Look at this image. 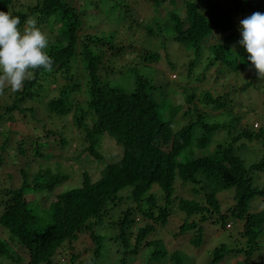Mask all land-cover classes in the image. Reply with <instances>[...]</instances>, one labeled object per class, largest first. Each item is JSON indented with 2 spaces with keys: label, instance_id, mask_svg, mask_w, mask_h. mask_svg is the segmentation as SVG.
<instances>
[{
  "label": "trees",
  "instance_id": "trees-1",
  "mask_svg": "<svg viewBox=\"0 0 264 264\" xmlns=\"http://www.w3.org/2000/svg\"><path fill=\"white\" fill-rule=\"evenodd\" d=\"M21 1L0 0V11L19 17L21 30L31 16L48 35L53 67L34 70L17 92H0V162L8 148L25 159L7 173L17 181L0 188V264H100L111 255L115 264H185L184 251L175 247L171 252L167 240L154 235L173 216L180 217L174 240L193 230L189 243L194 247L202 242L204 223L220 222L225 228L230 217L238 219L239 242L234 248L220 243L209 262L231 254L242 256L235 264H264L250 262L261 249L264 209L249 207L256 199L264 201V183L257 179L256 185L253 175L264 172V156L246 165L237 154L255 144L260 152L264 128L242 124L243 112L217 121L233 112L232 98L189 86L241 75L239 93L255 83L264 87V77L239 43L240 21L264 13V0H24L26 9L18 6ZM105 22L117 25L111 29L115 32L105 30ZM127 30L147 34L160 48L152 51L144 43L139 49L132 37L124 43L118 35ZM174 44L185 58L183 81L149 78L146 72H157L158 62L168 73L176 71L170 55ZM177 94L182 105L174 104ZM39 97L47 102L40 105ZM68 118L86 144L71 158L70 170H28L32 159L45 155L40 149L45 142L27 147L30 136L23 131H41L33 135L35 143L52 135L54 145L66 146L59 130L44 125L62 126ZM222 127L230 128L227 141L205 151L212 133ZM104 138L118 152L105 154ZM104 155L111 160L103 167ZM85 163L88 169L100 166L99 176L92 178ZM75 165L81 173L72 184L76 187L59 190L74 181ZM177 177L191 195L201 196L176 195ZM154 185L159 189L152 193ZM226 190L232 194L220 199ZM57 253L59 262L53 263Z\"/></svg>",
  "mask_w": 264,
  "mask_h": 264
},
{
  "label": "rangeland",
  "instance_id": "rangeland-1",
  "mask_svg": "<svg viewBox=\"0 0 264 264\" xmlns=\"http://www.w3.org/2000/svg\"><path fill=\"white\" fill-rule=\"evenodd\" d=\"M102 3H105V0H101ZM75 2H80V0H75ZM29 3V2H28ZM27 2H24V0H22L21 2H19L18 6L22 9H26ZM31 17V16H30ZM28 17V19L26 20V25L23 29L29 27V21H31V18ZM105 24V30H111L115 27H117V25L113 26L109 23ZM87 25H91L89 23H87ZM125 27V26H124ZM45 29V28H43ZM126 30V29H125ZM115 32V30H111L110 32ZM128 31V30H127ZM129 32V31H128ZM115 34V33H114ZM129 32L128 34H126L124 31L121 32V34L118 35V37L125 43V42H129L130 38L132 37V40L137 43L136 46L140 48H142V45L144 46V43L149 46L148 49L150 50H157L160 48L159 45V41L158 40H154L152 39V37H147V34H142L141 32H139L140 36H135V34H131ZM126 36V37H123ZM160 52H162V50L160 49ZM171 54H174V59H175V67H176V73L172 72V73H168L167 71V66L164 64L162 65L161 62H158V69L157 72L156 71H147L146 75L149 76V78H153L156 79V81L161 82V78L165 77L166 80H177V82H182L184 79L183 76V67H181L183 65V62L185 61V58L183 59L180 55L179 52L180 48L179 46H177L176 44L173 45V49H171ZM206 52H204V56H205ZM129 58V57H127ZM161 71L164 73L161 75ZM154 73H156L157 75H155ZM166 75V76H165ZM238 78L242 77L241 75L237 76ZM237 77L234 75L229 76L227 79L225 76L221 75L217 81L215 82L212 79H209L204 81V82H193L191 83V85H189L190 87H195L196 88V92L200 91L202 88H211V89H215V90H219V92L221 93H228V95L232 98L231 102H230V107L229 110L232 109L233 107V112L231 110V112L229 114H225L223 115L226 118L220 119L218 118L217 121H225L228 120V118H233L234 114L236 112H243L242 115H247L246 119L241 120V123L244 124L245 126H251L253 123L254 125H257L258 127L260 126L261 128H264V87L259 86L260 84L255 83L253 84V87H249L247 88L248 90L243 91L241 90L239 93V89H241L240 87L242 86V81H238L236 82ZM168 78V79H167ZM124 83V81H123ZM122 83V84H123ZM217 83L220 86H217ZM259 86V87H258ZM257 87V88H256ZM263 88V92L259 91V88ZM243 89V88H242ZM230 90H232L230 92ZM35 92V91H34ZM42 92V91H40ZM43 93V92H42ZM242 94V95H240ZM237 95V96H236ZM215 96V94H214ZM234 96H236L237 98H235V100H233ZM183 96H181L180 94H177L174 98V95L172 97V99H175L176 101H174V104H181L182 105V100ZM37 102H39V104H43L45 102H47V99H42L41 97L39 98H35ZM249 109V110H248ZM247 110V111H246ZM250 110H252V112L250 113ZM245 111V112H244ZM42 115V113L40 114ZM46 118V117H45ZM57 122L62 121V119L58 118L56 119ZM184 121V120H182ZM182 121L179 122V124H177L175 126V128H177L180 124H182ZM67 122V125H66ZM64 125L61 126V124H57V125H52L49 122L46 123V125H44L46 128L48 129H52V130H59V134H61L62 137H65L67 140V144L66 146L64 145H54L55 143V139L52 135H50V138H41V141H38L37 143H35L34 141L36 140V137L33 136L34 134H42L41 131L39 130H35L33 129L31 130H20L23 128H17L19 131H23L25 133H27L30 137H28L27 139V147H31V148H37V146L40 143H43V146L41 149L42 152H44V156L41 157H37L34 160L32 159V161L27 165V169L28 170H33V171H38L40 169L43 170H50L51 172H63L66 170H70V165L72 163L71 158L74 157V155L78 152V150L81 151V148H83L84 146H86L85 143L81 142L79 137H80V133L76 134V130L73 129L72 125V119L68 118L67 121H65V123H63ZM259 124V125H258ZM227 125L230 126V124ZM255 127V126H254ZM228 130H230L229 127H222L219 130H215L212 133L211 136V142L209 144V146L205 149V151L211 150L210 148H212V146L216 145L217 143H224V141H227L228 139ZM76 134V136H75ZM57 137V136H56ZM77 137V138H76ZM13 138V137H12ZM11 138V139H12ZM58 139V137H57ZM17 140V139H16ZM13 142H15L14 138L12 140ZM54 143V144H53ZM102 148H106L108 151H104L105 154L107 155H111L112 153L118 152V149H116L117 147H115V143L112 142L111 140H109L108 138H104V141L101 143ZM40 146V145H39ZM9 151H5L4 152V157L2 159V161L0 162V188L3 187H7L9 185H11V183H15L17 181V177L14 178V176L12 177H7V173H12V170H15V168L20 164H25V159H23L22 155H16L13 151V149L8 148ZM243 152L244 156L240 155L239 153ZM237 154L240 156V158H242L245 162L246 165H248V163L258 159L259 157L264 156V147L261 149V151L259 152V145L255 144L252 147L249 148H244L242 150H239L237 152ZM111 159L107 156L104 155V160L101 163L104 167L105 163L107 161H110ZM105 162V163H104ZM87 164V163H85ZM69 166V167H68ZM90 166V164H87V169ZM98 166V165H97ZM11 167V168H10ZM81 167L83 168L82 164ZM74 169L76 170L75 172L78 171V167L75 165ZM101 170V167L98 166L97 169H95V167L88 169L87 172L90 173V175L92 176V178H96L99 176V173L97 171ZM81 173L77 172L76 174H74L75 176H73L74 181L71 182H67V183H62L59 186V190L61 191H65L67 189L76 187L72 186V184H75L76 181H78L77 176H79ZM259 174V176H258ZM254 183L256 184V180L258 179L261 183H264V172L262 173H254ZM258 176V178H256ZM180 180L178 179V177L175 179V184H174V188L175 191L177 190L176 195L181 196V197H200L201 195H199L198 193L193 192V194L191 195V192L189 190V187L187 186H182L180 183ZM189 185V184H188ZM257 185V184H256ZM153 190L151 191L152 193H154V191L156 189H159L158 186L154 185ZM227 193H231L232 194V190H226L223 191L221 193H219L218 197L221 199L224 197V195H227ZM192 198V199H194ZM250 210L251 211H258L261 209H264V201L263 199H256L252 202H250L249 204ZM50 212V210H49ZM49 212L47 211L45 213V216L47 214H49ZM180 217L178 216H173L172 219L168 222V225L165 226L164 228H160L157 230V232L154 234L155 236H157L158 238H164V240L166 239L167 242L169 243L168 245V249L172 252L175 250V247L178 250H182L184 251V262L185 264H212L211 262H209V258H210V253L211 251H213V248L216 247L217 245H219L220 243H224L226 244V246L228 248L231 247H235V244L238 243L239 238H238V232L240 230L241 227V222L236 219V218H229L228 220V224L225 228L221 227V223L220 222H207L203 224V233H202V242L200 243V245L198 247H194L191 246V244L189 243V239L194 235L193 233H195V231L191 230L189 232H185L183 235H181V237L176 238V240H174L175 238H173L174 233L176 228H174V226L178 223H180ZM137 224H141V221H137ZM172 225V226H171ZM202 225V224H201ZM103 228V227H101ZM108 229V228H105ZM178 230V228H177ZM260 244H261V249L259 252H257L256 256L257 257H253L251 258L252 262H256L257 260H263L264 261V234H262V237L260 238ZM241 255L239 256H234V255H227L223 258V260L219 263L216 264H235L238 262L239 259H241ZM53 263H58L59 262V254L57 253L54 258H53ZM116 261V255H111L110 258H105L100 264H115ZM142 263L141 260H138L135 264H140Z\"/></svg>",
  "mask_w": 264,
  "mask_h": 264
},
{
  "label": "clouds",
  "instance_id": "clouds-1",
  "mask_svg": "<svg viewBox=\"0 0 264 264\" xmlns=\"http://www.w3.org/2000/svg\"><path fill=\"white\" fill-rule=\"evenodd\" d=\"M28 23L29 27L21 30L19 17L0 11V92L19 91L34 70H52L48 35L35 21ZM239 30V43L248 53V61L264 77V13L255 12L242 19Z\"/></svg>",
  "mask_w": 264,
  "mask_h": 264
}]
</instances>
